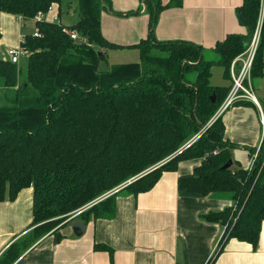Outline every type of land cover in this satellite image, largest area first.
Segmentation results:
<instances>
[{"label":"trees","instance_id":"obj_1","mask_svg":"<svg viewBox=\"0 0 264 264\" xmlns=\"http://www.w3.org/2000/svg\"><path fill=\"white\" fill-rule=\"evenodd\" d=\"M140 1L150 16L148 38L130 46L139 50L140 61L101 72L103 50L123 48L104 37L102 12L134 16L140 10L119 13L109 0H78V20L67 27L59 20L63 0H0V15H15L23 22L59 6V22L44 18L35 23L41 37L26 35L24 66L0 60V202L14 201L24 189L34 190L30 238L35 243L128 181L141 176L74 219L84 224L112 219L118 194L146 193L164 172L177 171L180 162L201 160L192 174L179 177L180 196L225 194L233 201L231 207L203 216L225 227L209 262L213 264L231 239L257 247L264 222V138L251 168L233 161L231 168L222 169L233 160L235 146L225 139L223 116L212 120L231 86L211 85L215 65L230 79V65L251 43L263 3L243 0L236 13L247 33L228 35L206 50L192 42H159L154 37L160 14L183 0L167 5ZM69 31L86 42L73 40ZM261 31L253 79L264 75V17ZM210 53L215 57L209 58ZM247 149L253 158L257 148ZM95 249L109 250L99 244ZM21 252V243L13 244L2 262L13 264Z\"/></svg>","mask_w":264,"mask_h":264},{"label":"crops","instance_id":"obj_2","mask_svg":"<svg viewBox=\"0 0 264 264\" xmlns=\"http://www.w3.org/2000/svg\"><path fill=\"white\" fill-rule=\"evenodd\" d=\"M109 1L115 12L141 11L123 18L105 9L101 17L102 33L109 42L126 47L148 38L150 16L146 14L143 2ZM170 2L162 0L164 5ZM242 4L243 0H183L181 6L168 8L160 14L154 37L159 42L188 41L212 50L228 35L247 33L236 13ZM58 14L59 6L55 5L45 20L53 22ZM121 19H127L125 21L134 26L132 32H127L131 41L118 39L122 36L113 30ZM30 22L35 23L23 22L11 14L0 15V48L4 54L8 48H18L22 36L32 34L25 33L23 28ZM0 60L5 58L1 55ZM252 83L255 90L256 87L260 89L264 75L252 78ZM231 85L229 79L223 86ZM244 101L250 105L244 106L238 101L223 114L225 139L234 144L233 161L239 163L241 161L234 158V153L240 151L249 156L247 148H258L264 138L260 122L264 110L260 101L258 104ZM200 164L201 160L182 161L177 171L164 172L152 190L137 196L127 191L118 194L112 219H98L88 224L69 220L57 233L50 232L30 247H24L23 242L30 238L33 229L30 225L34 190L24 189L14 201L0 202V264H4L2 259L9 248L20 243L22 252L13 264H209L225 227L208 222L203 216L223 211L231 207L233 201L225 194L205 198L180 196L179 177L192 174ZM76 221L86 226L82 236L74 233ZM96 244L105 245L109 250H96ZM213 264H264V222L257 247L231 239Z\"/></svg>","mask_w":264,"mask_h":264},{"label":"rangeland","instance_id":"obj_3","mask_svg":"<svg viewBox=\"0 0 264 264\" xmlns=\"http://www.w3.org/2000/svg\"><path fill=\"white\" fill-rule=\"evenodd\" d=\"M78 16H79L78 0H63L60 22H62L63 25H65L67 27H70V26H72L74 24L75 21L78 20ZM119 17L128 18L129 16H127V17L126 16H119ZM263 17H264V7L262 8V14L260 15V19H259V22L261 23V25H262ZM125 20H127V19H121L120 21H117L115 23V25H114V29L113 30L116 31L117 35L122 36V37H119L118 39L123 40V41H127V40L131 41V39H129L127 37V34H128L127 32L128 31L132 32L134 26L132 25L133 26L132 27ZM23 28H24V32L25 33H33L36 30V26H35L34 22H30L29 24L24 25ZM132 46H134V45H132ZM103 52L106 54V58H105L104 61H102L101 65L99 67V70L101 72L109 71L111 69V67L114 66V65H127V64L138 63L140 61V52H139V50L137 48L130 47V46H126V47L124 46L121 49H113V50L112 49H110V50H106L105 49V50H103ZM1 55H2V57L5 58V54L2 51V49L0 48V59H1ZM208 55H209L208 56L209 58L215 57L214 53H210ZM24 60H25V58H22V60L19 63V65L24 66V64H25ZM227 82H229V80L227 78H225V70H224V68L222 66H220V65H215L212 68L211 85H216L218 87H225L223 85H226ZM254 85L255 84H253V87H254ZM254 91H255V95H256L257 99L260 101V104H261V106H262V108L264 110V84L262 85V87L260 89H258L256 87V90H255V88H254ZM1 103H2V94L0 93V104ZM202 133H204V132H202ZM198 139H199V137H197V140ZM234 155H235L234 156L235 159H240V161H241L240 163H242L243 166H247L245 168H248V167L251 168L253 166L254 161L256 160L255 155H254L253 158H251L250 154H249V156H248V154L244 155L240 151H236L234 153ZM170 159H171V157L169 159L167 158L165 161H163L162 163L152 167L149 170H153V169L159 168L161 166V164L169 161ZM149 170H147V171H149ZM119 187H117L115 189H118ZM115 189H113V190H115ZM104 196H105V194L103 196L99 197L98 199H100V198H102ZM98 199H96L95 201H97ZM105 199H107V198H103V200H105ZM103 200H101L100 202H102ZM94 202H92V203H94ZM91 204H89V205H91ZM86 207H84V208H86ZM83 209L75 212L70 219L74 220L75 217H77L78 215H80L81 213H83V212H85L87 210L86 209L84 211ZM33 229H32V231H33ZM32 244H34V242L32 241V238H28V239H26V241L23 242V246L24 247H30Z\"/></svg>","mask_w":264,"mask_h":264},{"label":"built area","instance_id":"obj_4","mask_svg":"<svg viewBox=\"0 0 264 264\" xmlns=\"http://www.w3.org/2000/svg\"><path fill=\"white\" fill-rule=\"evenodd\" d=\"M262 3H263L262 4V8H263L264 7V0H262ZM53 9H54V6H52L50 8V12H52ZM261 14H262V12H261ZM44 18H45V15L42 12H39L37 17L33 21H35V23L40 22V21H43ZM54 21L57 22L58 18H55ZM69 32H70V36L73 40H76L79 42H86L84 39L79 37L77 32H75V31H69ZM261 33H262L261 23L259 22L258 28L256 29V31L254 33V36L251 40V43L249 44V46L247 47L245 52H243L242 54L237 56L232 61L231 65H230V80L232 82V85H231V88H230V91H229L227 97L225 98V100L221 104L218 112L216 113V115L212 121H215L220 116H223V114L233 104H235L238 101L248 100V101H251L255 104H258V99L255 95L254 87H253V83H252V71L254 68V63L256 60L257 53H258V49H259L260 44H261V38H262ZM33 35H34V37H41V33L39 32L38 29H36L33 32ZM25 37H26V35L21 37V39H20L21 44L18 48H8L6 50V54L10 58V62L15 63V64H19L21 62L22 58H26L28 56L29 53H28L27 49L24 47ZM260 122H261L262 132H263V136H264V115H263V113H261ZM206 129H207L206 127L203 128L202 132H205ZM199 135L197 137H199ZM197 137L192 139L185 148L192 145L197 140ZM260 148H261V145L257 148V151L255 153L256 158L258 157V153L260 151ZM161 165H163V164H161ZM134 179H136V178H134ZM134 179H132V180H134ZM132 180H130V181H132ZM130 181H128L124 185L120 186L118 189H115V190L105 194L104 197L98 199L97 201H95L91 205L87 206L83 210L85 211L86 209L90 208L94 204L99 203L101 200H103V198H108V197L116 194L117 192L122 190L125 186H127Z\"/></svg>","mask_w":264,"mask_h":264},{"label":"water","instance_id":"obj_5","mask_svg":"<svg viewBox=\"0 0 264 264\" xmlns=\"http://www.w3.org/2000/svg\"><path fill=\"white\" fill-rule=\"evenodd\" d=\"M100 55H102V53H100ZM5 60H6L7 62H10V58L7 56L6 51H5ZM211 100H212L213 103H215V101H216V96L213 95V96L211 97ZM232 166H233V160H229V162H228L226 165H224L222 169H224V170H225V169H229V168H231ZM143 175H145V174H143ZM140 177H141V176H139L138 178H140ZM138 178H136V179L130 181L128 185L132 184V183H133L134 181H136ZM128 185H127V186H128ZM127 186H125V187H127ZM125 187H124V188H125ZM124 188H123V189H124ZM97 204H98V203H97ZM94 205H95V204H94ZM85 229H86V226H85L84 224L78 222V221H76V222L74 223V225H73L74 233H75V235H77V236H82V235L84 234Z\"/></svg>","mask_w":264,"mask_h":264}]
</instances>
